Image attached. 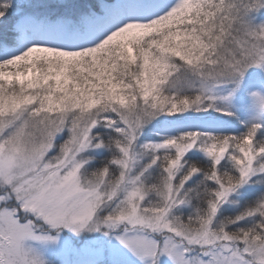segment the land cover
Wrapping results in <instances>:
<instances>
[{
  "label": "snow or ice",
  "instance_id": "6c2138e0",
  "mask_svg": "<svg viewBox=\"0 0 264 264\" xmlns=\"http://www.w3.org/2000/svg\"><path fill=\"white\" fill-rule=\"evenodd\" d=\"M0 264H264V0H0Z\"/></svg>",
  "mask_w": 264,
  "mask_h": 264
}]
</instances>
